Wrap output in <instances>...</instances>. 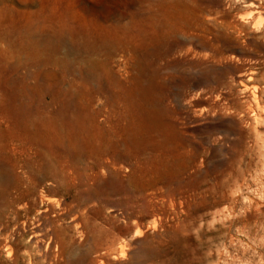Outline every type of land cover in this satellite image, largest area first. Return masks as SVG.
<instances>
[{"label": "rangeland", "instance_id": "374dc122", "mask_svg": "<svg viewBox=\"0 0 264 264\" xmlns=\"http://www.w3.org/2000/svg\"><path fill=\"white\" fill-rule=\"evenodd\" d=\"M1 101L103 154L22 198L0 114V264H264V0H0Z\"/></svg>", "mask_w": 264, "mask_h": 264}, {"label": "bare ground", "instance_id": "6f19581e", "mask_svg": "<svg viewBox=\"0 0 264 264\" xmlns=\"http://www.w3.org/2000/svg\"><path fill=\"white\" fill-rule=\"evenodd\" d=\"M32 109L33 108L30 105V103L18 102V101H12V102H2L1 101L0 102V114L4 115L7 120L8 119L12 120L15 125L17 124L22 125V128L20 129L7 128V135L9 139L12 141L21 140V141L27 142L30 145H32V147L34 146L36 149V153H35L37 156L36 164L29 162L27 163L26 166L31 167V165L32 166L35 165L37 167H35L36 169L33 167L34 170L29 169L30 171L26 172L28 173V175L25 178L26 188H24L23 190L22 189L20 190L21 197L26 198V197H30L33 194H35L38 183L43 179H46L49 181L47 184L48 186H51V187L57 186L58 188L64 189L65 191H70L73 189V183L77 181L79 178H81L82 174L84 173V172L81 173V171H79L76 168V165H75L76 162L78 163V161L80 162L81 160H84L86 158L92 159L94 158V156L95 158L102 156L103 148H97L92 152V149L90 150L88 147L85 148L79 145V143L83 141L84 136H83V132L81 131V129H78L80 128V125L77 121L74 122L73 124L68 123L70 126L68 130H63L62 128L52 129L49 126V123L47 125L48 118H43V117L42 119L35 118V115L37 114H38V117H41L40 115L42 113H36L34 115L33 114L34 112L32 111ZM89 117L93 123V126L97 128L98 123L96 120V116L90 115ZM87 137L89 138L88 141H93V140L95 141L97 138V135L94 133L92 134L90 133L87 135ZM66 141H68L69 144L66 143ZM24 149L25 148L23 147V150ZM10 163H12V161ZM85 174L87 176L88 173H85ZM21 184H23V182H21L18 179L17 181L18 189L19 187L21 188ZM42 194H43V191H42ZM44 198L45 197H42V199ZM46 200L49 203L52 202L50 197L46 198ZM33 238L39 239L40 235L34 234ZM6 239H9V238L7 237Z\"/></svg>", "mask_w": 264, "mask_h": 264}]
</instances>
